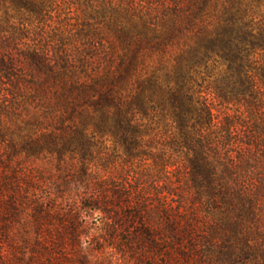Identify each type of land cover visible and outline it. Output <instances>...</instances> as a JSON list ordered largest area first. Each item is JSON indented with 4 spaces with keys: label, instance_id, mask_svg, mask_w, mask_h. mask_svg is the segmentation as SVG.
I'll use <instances>...</instances> for the list:
<instances>
[{
    "label": "trees",
    "instance_id": "obj_1",
    "mask_svg": "<svg viewBox=\"0 0 264 264\" xmlns=\"http://www.w3.org/2000/svg\"><path fill=\"white\" fill-rule=\"evenodd\" d=\"M71 7L81 22L55 27ZM102 139L124 165L183 169L188 193L88 175ZM234 149L264 167V0H0V218L23 226L19 264H99L81 241L94 212L134 264H264L263 185ZM41 156L77 159L85 189L31 175Z\"/></svg>",
    "mask_w": 264,
    "mask_h": 264
},
{
    "label": "rangeland",
    "instance_id": "obj_2",
    "mask_svg": "<svg viewBox=\"0 0 264 264\" xmlns=\"http://www.w3.org/2000/svg\"><path fill=\"white\" fill-rule=\"evenodd\" d=\"M81 19V11L75 7H71L70 10L66 8L56 14L53 18V22L55 23V27L65 30L70 28L71 24H79ZM209 101L214 103L211 96H209ZM237 109L238 108H236V106H215L214 112L220 115V117H223L226 113H235ZM162 130V126L150 128L147 136H152L154 134L160 135ZM98 147L101 150H103L102 148L104 147L106 148L101 153V160L92 162V164L88 166V175L95 174L96 179L109 178L119 185L126 181L127 184L134 190H145L148 197H151L153 194L159 192H168L174 189L175 186L177 189L174 190L182 197L188 193L187 187H184L183 185L185 181V171L183 169L180 168L179 171L163 176L161 174V169L155 167L152 168L150 166L151 160H143L133 164L124 165L122 161L118 159L117 154L112 151L113 147L110 139L105 141L102 139L100 143H98ZM118 154H120V152H118ZM230 154L232 157H235L237 161L241 162L240 166L243 178L250 181L257 192L259 191L258 188L260 184L263 185L262 189H264V167L257 160L256 155L253 152L250 153L244 149H242V151L234 149ZM110 160L114 162L110 164ZM183 163L184 161L180 158L177 165L182 166ZM26 166L29 173L39 178L41 182H44V184L49 182L59 184L63 183V181H72L73 189L71 190V186L69 187L70 190L67 192V196L75 197V186L85 189L84 187L87 182L86 179L88 178V175L85 171H83L77 159H70L67 157L61 162H58L55 157L41 156L38 159L27 162ZM171 170L172 168L169 169V171ZM157 179H159V183L158 186H155L152 183ZM166 182L167 184H165ZM169 183H172L174 186L169 185ZM260 195L261 197L258 200V203L264 205V195L262 193ZM57 200L58 203H61L63 206L66 203V198H58ZM81 211L83 212V215L86 214V209H82ZM262 218L264 224V212L262 213ZM106 224L107 219L103 218V215L98 212L90 213L83 224L81 241H87L85 246L88 248L87 254L89 256L90 263L134 264L133 261L128 258L127 254L116 251L115 248H110L111 246L108 242V230ZM5 228L6 227L0 218V263L19 264V259H22L23 257L21 248V231L23 226L18 223H12L9 235L4 234ZM26 231L29 232V237L32 238L31 242L33 243L36 238L33 226L29 225ZM120 238L121 237H117L116 241L121 240ZM28 255H30V252L27 249L25 257Z\"/></svg>",
    "mask_w": 264,
    "mask_h": 264
}]
</instances>
